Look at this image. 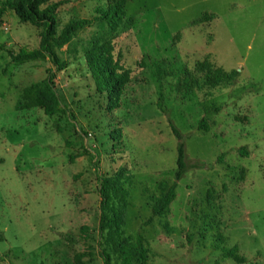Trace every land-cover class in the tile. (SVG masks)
<instances>
[{
  "label": "rangeland",
  "instance_id": "374dc122",
  "mask_svg": "<svg viewBox=\"0 0 264 264\" xmlns=\"http://www.w3.org/2000/svg\"><path fill=\"white\" fill-rule=\"evenodd\" d=\"M107 3L58 7L56 32L90 20L53 47L59 66L12 62L10 53L38 47L42 27L11 9L0 16V264H103L101 249L115 264L97 234L98 185L122 170L121 229L148 240L145 264H264V0H127L114 32L95 18ZM105 40L129 71L115 109L85 63ZM203 58L237 71L235 81L184 93L180 75ZM47 77L59 111L17 110L22 88ZM180 141L194 166L175 180ZM161 181L175 183V196L148 221ZM233 246L242 263L225 254Z\"/></svg>",
  "mask_w": 264,
  "mask_h": 264
},
{
  "label": "trees",
  "instance_id": "16d2710c",
  "mask_svg": "<svg viewBox=\"0 0 264 264\" xmlns=\"http://www.w3.org/2000/svg\"><path fill=\"white\" fill-rule=\"evenodd\" d=\"M127 0H108L105 7H97L96 19L104 21L110 32L117 29L121 17L124 15V5ZM66 0H1L0 16L11 9L21 22H29L42 27L39 45L37 48L27 50L21 48L17 53H10L12 62H22L47 57L54 66H59V59L53 49L69 40L77 30L90 23L89 19H76L67 22L59 32H56V11ZM113 46L109 40L93 45L85 54V63L92 79L95 90L104 95L107 109H115L119 106L120 97L124 86L129 81V71L124 69L117 58L112 54ZM237 77V71H227L221 66L213 65L207 58L195 62L193 69H184L178 79V88L184 93H191L194 89L215 88L220 85L231 84ZM60 99L51 77L31 83L22 88L20 97L15 104L17 110L41 108L47 115H53L60 109ZM159 105V104H158ZM207 113L217 110V107L204 108ZM198 129L208 130V123L202 117L197 125ZM173 132L179 137L177 129L172 126ZM243 149V148H241ZM245 153L246 151L243 150ZM184 147L180 141L177 146L175 180H178L188 168L184 159ZM129 176L124 171L103 176L99 179V216L97 234L110 246L115 254V264H145L148 258V240L139 232L124 234V211L128 204L127 189ZM160 195L151 205L150 221L155 216H160L167 211L169 203L175 196V183L168 185L166 181L159 182ZM88 231L86 225L80 226V232ZM219 239L222 236L219 235ZM233 261L242 263L244 258L236 247L233 246L225 253ZM103 264H110L109 254L103 249L99 252ZM78 258L81 253L76 255Z\"/></svg>",
  "mask_w": 264,
  "mask_h": 264
}]
</instances>
